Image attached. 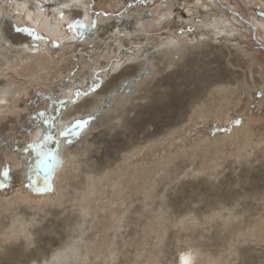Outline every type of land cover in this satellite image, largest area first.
Wrapping results in <instances>:
<instances>
[{
	"label": "rangeland",
	"instance_id": "obj_1",
	"mask_svg": "<svg viewBox=\"0 0 264 264\" xmlns=\"http://www.w3.org/2000/svg\"><path fill=\"white\" fill-rule=\"evenodd\" d=\"M64 1L68 0H50L43 15L33 12L38 26L26 20L24 23L22 14H18L16 25L32 30L35 37L45 40L47 44H59L72 36L70 20H64L65 25L54 35L49 32V28L62 19L57 13ZM247 1L86 0L88 7L99 15L113 14L136 22L139 21L138 14H148L153 22L149 21L140 27V37L127 39L123 49L115 46V52L107 61L96 54L94 47L75 45L71 50L58 52L50 59L48 54L47 57L44 55L39 64L29 62L8 72L1 69L0 74L4 73L5 78L10 79L5 80L6 87L1 91L5 93L1 99L8 100V103L5 108L0 106L3 109L0 113V171L8 167L11 180L6 188L0 189V214L2 210L6 213V208L8 211L12 209L14 202L18 201L24 205L30 217L41 212L40 215L46 216L43 210L49 209L50 205L55 206L61 200L58 185L71 167L64 148L61 150L56 145L50 150L55 151L61 165L47 177L41 176L36 168L37 152L28 148L29 144H37L35 133L45 124V120L53 118L54 111H60L70 99L73 104L84 99L75 94L71 98L63 96L66 90L61 91L63 87L57 86L58 81L64 84L59 78L60 74L68 71L70 76L65 82H71L79 67L87 63L91 66L90 76L96 80L92 90L98 91L106 82L103 75L117 65V61L124 63L129 57L134 59L151 48L170 41L184 43L192 48L200 47L206 41L215 47H223L224 44L232 47L233 51L235 49L234 52L241 54L243 61L248 62L245 69L248 66L250 68L247 70L248 79L245 77L246 83L219 91L215 99L208 100L199 110L191 109L183 122L141 141L122 163L107 170L98 195L88 198L87 213L94 219L93 222L84 225L87 232H81L84 228L80 226L73 227L79 231H72V234L77 235V241L86 243V246L79 244L81 248L75 247V255L67 264H104L103 261L106 264H172L164 257V251L171 242L174 253L172 259L179 255L178 250L194 244L199 245V248L192 249L196 253L194 264H264V211L255 210L257 205H254L255 200L258 205L264 203V94L259 92L260 87L255 83L256 79L264 83V28L253 22L255 16L262 20L258 15L264 12V0ZM21 2L1 0L2 7L7 3L10 15H15L14 9ZM27 5L36 8V4L30 1ZM177 6L183 9L179 13H172ZM217 26L221 30H216ZM133 50H136L135 55ZM198 68L196 64L190 65V70L183 74V78L171 81L167 93L159 91V86H154L149 80H144L141 83L149 87L144 85V90L138 95L149 92V96L157 97L149 105L158 109L168 108L165 104L170 101L181 109L189 98L205 91L203 84L207 83L211 75L206 71L198 72ZM217 72L219 70L213 74L214 80L222 77ZM36 74H39L38 77ZM152 85L153 88H150ZM252 86L255 88L253 98L246 93ZM77 92L85 90L79 87L75 90ZM155 93L158 95L155 96ZM259 131L261 134H258ZM241 168L245 169L242 182L240 178L231 181V173L235 175ZM185 171L187 177L184 176ZM25 173L32 176L34 187H26L29 181ZM220 173L223 175L217 177ZM119 180L122 185L110 195L106 190L107 182ZM46 182L51 183L52 191L45 190ZM247 182L248 187L245 185ZM163 191L165 195L162 201L165 203L160 208L159 194ZM182 196L191 200L194 198L190 205L201 209L200 217L191 214L179 222L169 216L168 211L174 214L172 206L176 207L175 212L179 210ZM218 200L232 201L235 204L234 211L240 209L237 213L246 215L248 227L233 228L230 219L223 221L229 212L222 208L223 205L217 204ZM209 206L214 208L209 210ZM47 218L46 225L56 222L52 215ZM220 221L222 223L217 226ZM119 223L123 228L119 230V237L115 240L118 244L114 247L111 235ZM88 225L91 227L88 228ZM59 226L60 230L65 227L61 221ZM179 233L180 237L174 239ZM211 234L213 237L217 235V238L225 237V240H210ZM23 236L20 229L14 239ZM86 236L93 239L92 244L84 240ZM191 237H196V241L191 242ZM203 239L208 240V244L225 247L214 246L215 251H204L200 246V242H205ZM11 241L8 239L9 245L13 243ZM19 242L15 241V244ZM60 243L56 239L54 248H59ZM238 248L249 250L241 263V255L236 251Z\"/></svg>",
	"mask_w": 264,
	"mask_h": 264
},
{
	"label": "bare ground",
	"instance_id": "obj_2",
	"mask_svg": "<svg viewBox=\"0 0 264 264\" xmlns=\"http://www.w3.org/2000/svg\"><path fill=\"white\" fill-rule=\"evenodd\" d=\"M22 1L23 2L18 3L17 8L14 9L15 15H10V10L7 9L6 5L8 1L5 3L4 7H2L0 0V70L3 69L7 72L16 67L22 65L25 66L29 62L39 64L44 55L47 57L48 54V58L50 59L55 56L56 53L58 54V52L71 50L75 45L94 47L96 49V54L102 60L107 61L109 57L112 56L113 52H115V46L119 49H123V45L126 44L127 39H132V37L139 35L138 29L140 27L144 26L149 21L153 22V20H150L151 16L148 14H138L139 21L136 22L113 14L107 15L105 13L99 15L91 10L90 6L88 7L86 0H68L67 2H62L58 8L57 14L61 17V13H63V18L57 22L55 26L53 25V28H49V32L54 35L65 25L64 20H70L71 23L69 25L72 29V36L59 44H47L45 40L37 38L34 35H29L26 32L17 33L15 28L18 27L16 25L18 14L24 15V23L26 20L27 23L38 26L37 20L33 16V12H37L35 14H38L39 12V14L43 15L44 9L46 8V5L49 4L50 0ZM29 1L31 4L35 3L36 8H29L27 5ZM247 2L251 1L248 0ZM9 4L10 3H8V5ZM64 4H69L71 7L64 8L62 7ZM182 9V7L177 6L176 10L172 13H179ZM257 12L258 11L255 13L256 15ZM182 14L184 15L185 12ZM223 21L220 23H223ZM253 22L256 26L260 25L264 28L263 17L261 20L255 16ZM81 25H83V27H81ZM218 29L221 30L219 26L216 27V30ZM234 51L229 45L224 46L223 44V47H215L209 45L207 41L203 42L202 45L197 48H192L184 43L180 44L177 41H170L165 45L163 44V46L151 48L134 59L132 57V60L135 61L141 71H143L145 67L151 69V74L145 75L144 80H149L151 84L154 83V86H159V91L164 90L166 93L170 88L169 85L171 84V81L183 78V74L190 70L188 69L190 65L196 64L199 67L197 70L198 72L206 71L211 75L207 79V83L203 84L205 86V91L201 92L202 94H196L189 98V100L187 99L188 101L181 109L175 107L171 101L165 104V107L168 108L158 109L152 105L151 107L149 105L150 101L155 102L157 97L149 96V92L146 93L147 95L145 93L143 95V92L138 95V93L144 90L143 86L145 83H131V89H134V91L129 94V88L124 86V84L125 80L131 81L132 77L121 76L120 73L116 71L117 65L113 66L109 72H106L104 75L102 74L105 77L106 82L104 86L102 85L103 88L98 91L92 90L96 80L95 77L90 76L91 66L87 63H84L79 67L78 72L73 75L74 78H71V82H65L70 76L68 71L60 74L59 78H61L64 84H62L61 81H58L57 86L61 88L63 87L61 91L66 90V93L63 94V96L71 98L75 94V90L81 87L90 93L89 97L92 99L93 103L91 105H85L84 99H81V101L76 104L70 102L60 111H54L52 117H58L59 119L55 120L51 126L53 140L44 144L42 151H50L57 145L56 140L59 138L58 134L67 129L69 121L80 118L87 119L93 114L99 116V120L98 122L91 123L88 126V130L84 131L81 137L73 138L71 146L61 139L59 145L60 149L62 150L64 148L71 167L69 172L62 177V181L58 185L61 200H59L55 206L50 205L48 207L49 209L43 210V213L46 216L43 214L40 215L41 212L36 215L33 214L30 217L28 212L24 209V205L18 201L14 202V206L12 209H9V211L6 208V213L2 210L3 213L0 214V264H45L46 261L47 264H67V262H70L75 255V247H78L79 244L82 247H84L83 245L86 246V243H82V245L78 242L79 238H77V235L75 236L72 234V231H79L73 229V227L80 226L81 228H84L86 223L93 222L94 219H91L87 213V206L89 203L88 198L98 195V191L101 189L100 183L104 180L103 176L107 175V170L115 167L118 163H122L128 154L132 152L141 141H146L151 137L160 134L165 128L168 129L183 122L188 117L191 109L199 110L208 100L215 99L217 96L216 93L219 91L229 87L231 88V86L234 87L237 84L238 86H242L246 83L245 77L247 76V79L249 77V71L247 70L250 66L245 69L248 62L245 60L244 62L242 55ZM141 57L143 58L141 59ZM236 58H238V62H235ZM124 63H120L119 66L123 67ZM211 67L214 69L213 72H211V70H213ZM217 70H219V73H217L219 75L222 74V77L214 80L213 74H216ZM257 70L260 71L258 68ZM258 71H256V73ZM6 79L10 78H5L4 73H1L0 106L2 108H5L4 106L8 103V100L5 101L1 99L5 94L1 91L2 88L6 87ZM255 81L257 86L260 87H258L259 92L264 94V83L258 79ZM153 85L150 86V88H153ZM145 86L148 85L146 84ZM150 90L152 91V89ZM254 92L255 88L253 89V86L251 89L246 90V93L251 98H253ZM156 95L158 94L155 93V96ZM105 100L107 101V107H102L101 105ZM1 107L0 113L3 110ZM46 128L47 125L43 124L35 133V142L37 144L42 143L41 136ZM258 134H261V132L259 131ZM34 155L33 152L32 156ZM262 167H264V164ZM244 172L245 169L241 168L239 173L235 175L231 173L230 180L234 181V179L240 178L242 182ZM185 175L186 177L188 176L186 171L184 176ZM222 175L223 174L220 173L217 177ZM220 181L221 180L219 179V182ZM232 183L233 182H231V184ZM243 183H245V181H243ZM121 185V180L114 183L107 182L106 190L112 195ZM245 185L248 187L249 183L247 182ZM163 195H165L164 191L159 194L161 198L159 205L160 208L163 207L165 203L162 201ZM193 200L188 199L187 196H182L180 198L181 204L179 205V210L175 212L176 207L172 206V212L174 214L168 211L169 216L173 220L175 219L179 222L182 218H186L191 214L200 217L201 209L193 208L190 205L194 202ZM256 201L257 200H255L254 203V205H257L255 210L263 212L264 203L258 205L256 204ZM214 202H216V200ZM217 204L223 205L222 208L229 212V214L224 216L223 221L226 218L230 219L233 223V228L239 227L241 229L243 227H248L249 221L246 215L237 213L240 209L234 211L235 204H233L232 201L218 200ZM213 208L214 206L208 207L209 210ZM48 215H52L56 222H53L51 225H46V222H48ZM88 218H90V220ZM59 221L65 226L63 230H60L59 228ZM216 221H218V219H216ZM220 223H222V221H220L217 226H219ZM89 227L91 226L88 225V228ZM121 228H123V226L119 223L115 226V233L111 235V243H113L114 247L118 244L115 240L118 239V233ZM20 229L25 236L14 239L15 234ZM81 232H87V228L82 229ZM132 233L133 232H131V234ZM179 237L180 233L173 238L175 239ZM209 238L213 241L217 239L222 241L225 240V237L217 238V235L213 237V234H211ZM8 239L13 241L11 245L8 244ZM56 239L61 242L59 248H54V242ZM85 239L86 242L88 241L92 244L93 239L84 237V240ZM15 241L20 242L15 244ZM190 241H196V237H191ZM206 241L204 243L200 242V246H202L204 251L207 252L215 251L213 247L221 245H211V243L208 244ZM172 244V242L171 244H168L169 246L167 247L169 248L164 251V257L167 258L169 262L172 264H183L181 257L187 256L190 259V264H194L196 253L192 251V249L199 248V245L196 246L192 244L188 248H181L178 250L179 255L176 256L175 259H172L174 254L171 248ZM220 247L224 248L225 246L221 245ZM223 250L224 249H222V251ZM236 251L241 255V263L243 259L242 257H246L245 255L249 250L247 248H238ZM111 252L116 254L115 251ZM64 258L68 261H64ZM103 263L106 264V261H103ZM244 263L245 262H243V264ZM258 264H261V262Z\"/></svg>",
	"mask_w": 264,
	"mask_h": 264
},
{
	"label": "snow or ice",
	"instance_id": "obj_3",
	"mask_svg": "<svg viewBox=\"0 0 264 264\" xmlns=\"http://www.w3.org/2000/svg\"><path fill=\"white\" fill-rule=\"evenodd\" d=\"M189 2H191V0H189ZM62 7L68 8V7H71V5L64 4L62 5ZM63 15L64 14L61 13V18H63ZM81 27H83V25H81ZM15 31L17 33L26 32L29 35H34V33H32L31 30L28 28L16 27ZM188 31L190 32L191 29H189ZM133 53L135 55L136 50H133ZM142 58L143 57H141V59ZM116 64H117L116 71L120 73L121 76L132 77L131 81L125 80V84H124V86L129 88V94H131V92L134 91V89H131V83L143 82L145 75L151 74V69L147 67H145L144 70L141 71L140 68L136 65L135 61H133L131 57H129V59L124 63L123 67L119 66L120 64L119 61H117ZM94 87H97V86H94ZM75 96L84 97L85 105H91L93 103L92 99L89 97L86 91L77 92L75 93ZM69 102H72V100L70 99L69 101H66L65 103H69ZM101 106L107 107V101L105 100ZM40 115H43V113H41ZM58 119H59L58 117H53L52 120H45L44 123L47 125V128L44 130L41 136L42 143L28 145V148H31L37 152L38 159L36 161V168L44 171L46 174L52 173L53 171L57 169L58 166L61 165V161L59 160L56 154H53L51 152L42 151L44 144H47L48 142L53 140L51 126H52V123H54L55 120H58ZM98 119H99V116L93 114L91 117L87 119L80 118V119H76L73 121H69L67 129L59 132L58 134L59 138L56 140L57 146H59L61 139H63L65 143L71 146L73 138L81 137L83 132L88 130V126L91 123H93V121L98 120ZM237 123H239V121ZM25 175L27 176V179L29 181V184L26 185V187H34L35 181L33 180L32 176L29 175L28 173H25ZM10 180H11L10 169L8 167H4L3 171H0V189L6 188ZM44 187H45V190L47 191L53 190L51 183L46 182ZM181 260L183 264H190V259L187 256H182ZM45 264H47V261L45 262Z\"/></svg>",
	"mask_w": 264,
	"mask_h": 264
},
{
	"label": "water",
	"instance_id": "obj_4",
	"mask_svg": "<svg viewBox=\"0 0 264 264\" xmlns=\"http://www.w3.org/2000/svg\"><path fill=\"white\" fill-rule=\"evenodd\" d=\"M231 10V9H230ZM232 11V10H231ZM259 15L264 17V12H259ZM32 32V31H31ZM34 45V44H33ZM53 154H56L54 150L50 151ZM39 174L43 177H47L49 174H46L44 171L37 169Z\"/></svg>",
	"mask_w": 264,
	"mask_h": 264
},
{
	"label": "flooded vegetation",
	"instance_id": "obj_5",
	"mask_svg": "<svg viewBox=\"0 0 264 264\" xmlns=\"http://www.w3.org/2000/svg\"><path fill=\"white\" fill-rule=\"evenodd\" d=\"M125 3H127V1H125ZM108 15V14H107Z\"/></svg>",
	"mask_w": 264,
	"mask_h": 264
}]
</instances>
